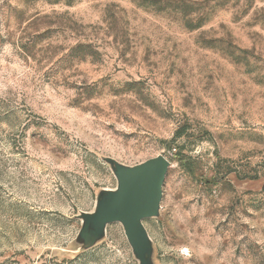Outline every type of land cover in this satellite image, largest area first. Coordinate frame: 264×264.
Wrapping results in <instances>:
<instances>
[{
    "label": "rangeland",
    "instance_id": "374dc122",
    "mask_svg": "<svg viewBox=\"0 0 264 264\" xmlns=\"http://www.w3.org/2000/svg\"><path fill=\"white\" fill-rule=\"evenodd\" d=\"M158 155L150 264H264V0H0V264H140L82 216Z\"/></svg>",
    "mask_w": 264,
    "mask_h": 264
},
{
    "label": "water",
    "instance_id": "95a60500",
    "mask_svg": "<svg viewBox=\"0 0 264 264\" xmlns=\"http://www.w3.org/2000/svg\"><path fill=\"white\" fill-rule=\"evenodd\" d=\"M119 180L116 190H105L93 213L83 214L80 235L103 236L106 226L122 222L126 236L140 264H150L153 245L143 220L159 214L170 161L164 155L150 158L135 166H127L109 158Z\"/></svg>",
    "mask_w": 264,
    "mask_h": 264
},
{
    "label": "trees",
    "instance_id": "16d2710c",
    "mask_svg": "<svg viewBox=\"0 0 264 264\" xmlns=\"http://www.w3.org/2000/svg\"><path fill=\"white\" fill-rule=\"evenodd\" d=\"M182 134H179V136H181Z\"/></svg>",
    "mask_w": 264,
    "mask_h": 264
}]
</instances>
